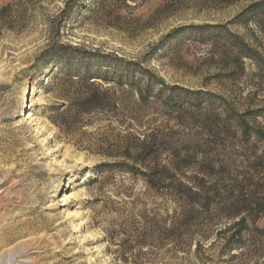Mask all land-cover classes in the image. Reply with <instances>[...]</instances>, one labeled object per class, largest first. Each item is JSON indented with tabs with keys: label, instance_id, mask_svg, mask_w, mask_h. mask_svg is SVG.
<instances>
[{
	"label": "rangeland",
	"instance_id": "374dc122",
	"mask_svg": "<svg viewBox=\"0 0 264 264\" xmlns=\"http://www.w3.org/2000/svg\"><path fill=\"white\" fill-rule=\"evenodd\" d=\"M9 4L0 16V264H264V219L227 255L222 242L200 256L167 244L149 212L162 200L134 161L112 165L104 153L155 137L165 157L198 152L197 171L180 174L255 180L264 143L243 144L234 119L264 129V0H85L73 10L67 0H0V9ZM125 61L149 70L135 72L153 78L149 102L96 79L108 110L62 131V95L84 87L68 73L88 67L112 79ZM121 97L124 116L112 107Z\"/></svg>",
	"mask_w": 264,
	"mask_h": 264
},
{
	"label": "trees",
	"instance_id": "16d2710c",
	"mask_svg": "<svg viewBox=\"0 0 264 264\" xmlns=\"http://www.w3.org/2000/svg\"><path fill=\"white\" fill-rule=\"evenodd\" d=\"M84 1L67 0L70 10L82 6ZM9 6L11 5L0 9V16ZM3 20L0 18V24L4 23ZM57 56L64 58L65 53H59ZM244 56L254 57L253 54L247 53H244ZM91 61L92 58L83 62L89 65ZM135 65L136 63L126 61L123 65H118L114 70L117 72L112 79L106 75L108 71L99 74L88 67L83 68L82 72L77 75L74 71L69 72L68 79L74 83L76 78L82 82L84 87L81 91H75L73 94L62 95V99L69 104L63 103L60 106L65 108L59 113V116L62 117L61 120H57L55 123L62 131L67 132L72 123L83 125L86 115L108 110V91L97 86L96 79L106 82L113 80L122 92H127L133 97L138 95L140 103L149 102L152 96L149 89L153 78L150 76L149 80H146L145 76H136L135 72H139L141 75L144 73L150 75V72L142 66L136 68ZM49 73H54L51 66ZM158 79L164 83L162 79ZM143 83L145 88H141ZM122 98L112 106L118 110L120 116H124L125 110L129 107L127 104L124 106ZM72 100L76 101V104L73 103L76 105V110L72 116H68L69 108L71 105L73 106ZM234 120L235 127L238 129L237 134L240 135L243 144H249L252 137H256L257 142L264 143L263 128L250 124L240 116H236ZM121 126L125 130L132 127L129 124L128 126L121 124ZM164 150L162 142L152 137L149 144L144 141H141L140 144H120L115 150L104 152L107 157L112 159V165L130 167L126 160L118 162L121 157L134 161L135 169L131 171H136L141 175L148 189L162 200V203L153 202L154 204L149 209L152 214V231L155 233V230H161L167 244H174L185 255L200 256L205 251V245L209 244L210 247L216 242L223 243L221 253L227 255L235 249L236 245L244 243L245 233L252 230V225L257 227L258 221L264 219V196L259 198L256 196L258 190L264 189V155L259 156L262 161L255 168L257 178L236 186L222 180L212 182L206 177L196 178L180 174V171L185 168L195 169L194 162L198 152L192 147L181 150L174 149L167 157L164 156ZM191 171L194 173L197 169ZM171 174H173L172 177ZM201 180L203 183L199 182ZM159 216L161 219L157 220ZM259 230L261 229L259 228ZM152 239L155 240V236L152 235Z\"/></svg>",
	"mask_w": 264,
	"mask_h": 264
}]
</instances>
